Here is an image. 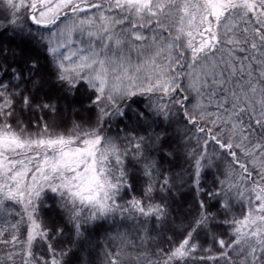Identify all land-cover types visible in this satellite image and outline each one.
I'll return each mask as SVG.
<instances>
[{
  "label": "snow or ice",
  "instance_id": "obj_1",
  "mask_svg": "<svg viewBox=\"0 0 264 264\" xmlns=\"http://www.w3.org/2000/svg\"><path fill=\"white\" fill-rule=\"evenodd\" d=\"M0 4L13 17L0 18V35L11 29L10 42L18 38L46 58L43 66L38 59L20 65L16 58L23 49L0 45V247L13 249L4 257L7 264L18 257L21 264H67L72 249L55 247L64 227L75 234V245L90 223L115 219L117 213L131 225L118 238L145 264H264V0ZM45 81L56 86L57 100L34 104V92ZM81 91L88 93L85 107L96 109L94 125L73 121L67 131H57L55 122H45L42 128L37 123L35 132L23 125L20 112L31 108L56 116L58 100ZM137 96L145 98L141 109H133L137 127L109 137L104 125L126 118ZM181 117L180 139L172 151H161L167 133H157L153 125H171ZM210 143L231 161L209 191L201 187V173L223 155H210ZM177 155L184 156L187 168L176 174L162 168L158 156ZM129 163L145 183L139 196L121 204L132 189ZM189 179L197 195L207 192L217 211L200 200V211L177 226L168 194ZM47 192L55 194L64 226L49 227L40 217ZM237 204L244 209L239 218ZM6 217L18 219L9 223ZM177 227L183 239L174 247H145ZM213 227L229 231L218 236ZM24 228L26 246L19 240ZM201 233L219 245L214 255L201 244ZM9 234L10 240L4 239ZM37 239L51 241L50 260L34 251ZM109 264L119 262L113 258Z\"/></svg>",
  "mask_w": 264,
  "mask_h": 264
},
{
  "label": "trees",
  "instance_id": "obj_2",
  "mask_svg": "<svg viewBox=\"0 0 264 264\" xmlns=\"http://www.w3.org/2000/svg\"><path fill=\"white\" fill-rule=\"evenodd\" d=\"M5 14L8 15L9 19L13 18L11 16L10 10H7L5 5L0 4V18H2ZM6 22L7 21H3V23ZM28 24L31 25L30 20L28 21ZM31 26L33 28L36 27L35 25ZM0 30H2V27H0ZM10 32L11 29H9L8 33L0 35V45L7 47L9 50L16 49L18 52L23 49L22 54L16 58L20 65H24L25 61L30 59H38L42 66L45 64L46 58L44 54L39 51V49L34 48L27 43L21 44L18 38L14 42H10L12 40ZM42 71L47 72V68L42 67ZM38 77L39 73L36 77H34V79H37ZM5 79H7V77H5ZM58 95L59 93L56 86L49 81H45L43 87H41L40 90L34 92L36 99L33 101V103H41L47 99L55 101L57 100ZM87 95V92L81 91L77 93L75 97H61L58 100V113L56 116H53V114L48 111L41 112L39 110H33L29 108L20 112V119L23 125H25L31 132L38 131V129L35 127L37 123H39L40 127L42 128L45 122H47L50 126L55 122V125L58 126L57 131H67L71 127L73 121H80L86 124L91 123L94 125L96 109L92 108L91 110H88L85 107V105L89 103L87 100ZM133 99L136 101V103H131L130 107L126 109V118H116L104 125L109 137H123L126 132H130L133 127H137L135 124L133 109H141L145 102V98L137 96ZM121 107H123V105H121ZM17 109L19 112V103L17 104ZM74 109L78 110L75 112V114L73 112ZM153 127L157 133H167V135H165L163 138L162 142L164 146L161 151L169 152L175 147L176 141L180 139V136L176 134V129H182L184 124L181 117L180 122H173L171 125H166L161 122L160 127H156L155 125H153ZM191 132L195 133V129L192 128ZM121 143L126 144V141H121ZM207 151L210 155L214 152L217 154H223L220 159L216 161V166L206 168L201 173V187L210 191L215 186L214 182L223 179L222 173L225 170L227 164L231 161V157H229L227 153L224 152V150H221L219 146L215 145L214 143L209 144ZM154 155L156 154L154 153ZM158 159L162 168L169 170L172 174L181 173L183 169L188 167V165L185 163L183 155H177L175 157L158 156ZM240 162L243 163V159H241ZM127 167L129 171L128 180L132 185V189L123 193V200L119 201L121 204L131 199L132 195L139 196L145 183L137 168H134L131 163H129ZM236 171H240L238 164L236 165ZM168 195L169 205L172 209L173 216L176 217L177 226L181 225L182 223H187L188 220H190L200 211V200H204L210 205L209 211H217L218 206L213 201L209 200L206 191L200 195H197V191L192 185L191 179L187 180V182L184 183L182 187L178 184V186L173 189L172 193ZM156 199H160L159 194L156 195ZM16 210H20L19 205L16 206ZM243 211V207L237 204L235 207V213L238 218L242 215ZM40 217L48 222L49 227L54 228L64 226L63 213L58 207L55 194L50 192L46 193L44 206L40 208ZM15 219H18V217L12 218L10 220L7 217L5 218V220L9 223H14ZM130 227V222L124 220V218L121 217L119 213H117L115 215V219L109 217L104 220H98L90 223L83 230L84 237L80 238L75 245L71 244V239H75V234L71 231L70 227H64V235L57 238L55 241V247L57 252L67 251L69 248L72 249L71 252H69V254L65 257L67 264H109L113 258H116L119 264H145L144 261L136 259V254L131 252L130 249H127L125 242L118 238L120 233L130 231ZM212 231L220 236L221 233H226L229 230L222 227H213ZM152 235L156 236V233L153 232ZM222 238L228 239L226 235ZM4 239L10 240V234L4 237ZM181 239H183V234L180 227H177L175 231L169 230L164 232L162 241L160 237H157L155 242L145 245V247L150 251H156L159 248H171L178 244ZM19 240L26 246V228L22 229L21 233L19 234ZM49 242L51 241H41L37 239V241L34 242V251L44 254L45 258L50 260L51 255L48 251ZM137 242H139V238H137ZM200 242L204 248H213V251L208 253L209 255H214L215 249L219 247V245H212L210 239L205 240L203 233L200 235ZM12 250L13 249L11 245H9L7 248L0 247V264H7L4 257L9 251ZM15 250H20L19 245H17ZM201 254L202 253L198 252L196 255L200 256ZM151 259L155 260L156 257H151ZM16 264H21L19 257L17 258ZM207 264H213V262L208 261Z\"/></svg>",
  "mask_w": 264,
  "mask_h": 264
},
{
  "label": "rangeland",
  "instance_id": "obj_3",
  "mask_svg": "<svg viewBox=\"0 0 264 264\" xmlns=\"http://www.w3.org/2000/svg\"><path fill=\"white\" fill-rule=\"evenodd\" d=\"M77 38H78V37H75V36H74V39H77ZM76 46L78 47V45H76Z\"/></svg>",
  "mask_w": 264,
  "mask_h": 264
}]
</instances>
